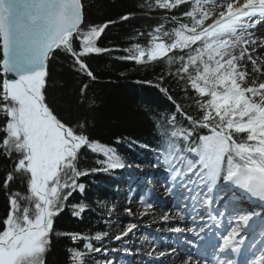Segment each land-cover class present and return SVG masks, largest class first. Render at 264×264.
I'll use <instances>...</instances> for the list:
<instances>
[{
	"label": "snow or ice",
	"instance_id": "obj_1",
	"mask_svg": "<svg viewBox=\"0 0 264 264\" xmlns=\"http://www.w3.org/2000/svg\"><path fill=\"white\" fill-rule=\"evenodd\" d=\"M211 2L214 10L208 9L209 0H148L141 11H164L173 31L158 23L135 34L147 36V47L136 42L122 50L102 45L106 30L117 21L88 23L83 0H0V264H48L53 239L60 236L74 245L66 264H115L110 253L120 249L106 246L107 233L86 236L55 229L66 210L77 219L91 210L87 203H72L77 196L87 198L82 178L133 167L143 171L142 165L127 163L116 147L91 138L89 92L99 77L88 61L114 51L122 52L125 62L167 66L141 83L164 94L174 108L158 125L163 135L150 149V166L167 174L165 198L176 201L161 221L170 224L173 212L179 223L200 221L197 227L169 228L196 237L186 241L190 248L184 264H238L241 255L245 259L239 264H264V215L243 206L249 199L264 207V83H248L252 73L264 74L257 51L264 50V37L255 34L258 26L264 27V0ZM182 6L177 16L175 10ZM133 16L121 14L119 21ZM61 54L73 75L82 77L67 115L49 97V65ZM243 61L250 62L251 72L247 64L241 67ZM173 82L189 108L176 103L181 93L171 92ZM125 140L118 136L116 144ZM89 152L96 159L85 167ZM152 179L148 176L147 182ZM18 182L25 194L13 190ZM225 188L239 193V201L220 204ZM142 203L148 209L159 206L153 200ZM124 211L134 215L131 207ZM245 229L256 230L259 246L255 238L245 244ZM136 230L129 223L114 238L125 245L124 255L133 254L125 238ZM161 242L145 236L149 259ZM172 253L174 248L158 257Z\"/></svg>",
	"mask_w": 264,
	"mask_h": 264
},
{
	"label": "trees",
	"instance_id": "obj_2",
	"mask_svg": "<svg viewBox=\"0 0 264 264\" xmlns=\"http://www.w3.org/2000/svg\"><path fill=\"white\" fill-rule=\"evenodd\" d=\"M147 2L148 0H83L88 23L100 24L109 18L117 21L106 30L105 36L102 37V45L122 50L136 42L142 47H147V36L136 37L135 34L147 33L158 23H163L169 32L173 31L175 25L165 20L167 13L164 11H141V5ZM183 10V6L176 9L177 16ZM128 12L134 13L133 18L120 22L119 15ZM121 55L122 52L114 51L88 61L99 77L98 81L91 85L89 92L94 109L90 113L91 138L116 147L127 163L145 167L153 162V152L150 149L161 143L163 131H158V125L162 123L164 116L172 114L174 108L164 94L141 81L153 80L162 70H166L167 66L162 62L148 65L125 62L120 59ZM49 67L52 76L49 80V97L57 107L64 109V114L67 115L68 110L73 108L72 100L81 86L82 77L73 75L62 54L56 55ZM171 92L181 93V89L173 82ZM175 100L177 104L182 103L184 108H189V101L183 93L175 96ZM118 136L126 140L116 144ZM127 139L133 141L131 146ZM144 145L149 147L145 148ZM85 159L84 166H90L96 156L89 152ZM3 167L4 164L0 161V169ZM122 176L123 172L113 171L82 178L81 182L86 185L87 198L77 196L72 199V203H87L91 210L86 211L80 219L72 217L70 209L66 210L56 221V231L82 232L86 236L108 233L110 226L106 213L116 205ZM13 190L25 194L24 185L19 182ZM126 190L129 193L131 191L128 187ZM3 207V197L0 196V215H3ZM53 244L48 264H66V253L74 247L73 242L67 237L60 236L54 237ZM109 248L113 247L109 245Z\"/></svg>",
	"mask_w": 264,
	"mask_h": 264
},
{
	"label": "rangeland",
	"instance_id": "obj_3",
	"mask_svg": "<svg viewBox=\"0 0 264 264\" xmlns=\"http://www.w3.org/2000/svg\"><path fill=\"white\" fill-rule=\"evenodd\" d=\"M208 9H215V4H213L211 0H209ZM260 37H264V32H262ZM246 64L248 68L251 69V64L247 61L241 62V67L243 68ZM254 76L250 75L249 77L248 83L250 86L252 85L253 81H255L257 84L264 83L263 74L260 73V76ZM150 165L147 167H143V171H139L135 167H133L132 169H123L122 172H126L128 174L131 182H133L132 185H135L137 189L131 195H123L122 197H120L114 208L106 213V217L109 221L108 223L110 226V231L105 237V240L107 241L106 246L110 245V243H114L115 246L112 245V247L120 249V251L110 253L114 257L116 256L115 263L117 262L118 258H121L124 260L125 264H173L174 259L176 261L175 264H184L188 254L185 253L181 248L184 249L185 245H188L186 241L190 240L191 233H174L169 231V228L176 226L190 227V224L186 222L179 223V218L175 216L174 213L171 214L170 224H165L161 221V217L165 214L164 209L167 206L171 205L173 197L169 196L165 198V182L168 180L167 174L161 169H153ZM150 175L153 179L151 183H148L147 178ZM124 178L125 177L123 175L121 177L123 186H121L119 190L122 194L125 192V188L127 187L126 180ZM146 184L148 186L151 185L153 188L151 186V189L150 187H146ZM143 191H147V193H143ZM149 191L151 192V197L148 196ZM142 199L158 201L159 206L154 207L153 209H148L142 203ZM128 207H131L133 209V216H129L124 211V209ZM144 212H148L149 214L151 213L154 215L151 218L142 219L141 214ZM129 223L136 224L137 230L134 234H130L129 237L125 238L128 241L127 247L132 250L133 254L124 255L123 249L125 245L120 241H115L114 238L116 235H120V233L127 227ZM146 235L149 237H155L157 240L162 241L153 254V258L151 259H149L147 256V252L151 249V245L144 243V238ZM175 239L181 241V244H183L184 247L178 246V244L174 242ZM137 248H141L142 250L140 252H137ZM173 248L175 249V253L165 255L163 257H158L159 252H169ZM176 255L181 256L176 257Z\"/></svg>",
	"mask_w": 264,
	"mask_h": 264
},
{
	"label": "bare ground",
	"instance_id": "obj_4",
	"mask_svg": "<svg viewBox=\"0 0 264 264\" xmlns=\"http://www.w3.org/2000/svg\"><path fill=\"white\" fill-rule=\"evenodd\" d=\"M262 32H264V30L262 29V28H260V27H258L256 30H255V34H256V36L257 37H260L259 36V34H262ZM257 51H259L260 52V54H261V59H264V50H257ZM262 52H263V54H262ZM257 63L258 64H260L261 63V60H258L257 61ZM249 71L251 72V69H249ZM262 74V73H261ZM254 75H256V76H260V72H255V73H252L251 74V76H254ZM264 75V74H263ZM256 76H254V77H256ZM257 79V78H256ZM255 79V80H256ZM151 189V188H150ZM226 192H228V191H226ZM149 194H151V192L149 191ZM226 199H224L223 201H221L220 202V204H223L224 203V201H225ZM228 201H233V200H228ZM173 203H176V201L174 200V198H172V202H171V205H169L168 207H166L165 209H169V208H172V204ZM245 208L246 209H248L249 210V208L247 207V206H245ZM164 209V210H165ZM163 210V209H162ZM188 211L189 212H192V209H191V207H189V209H188ZM261 211H264V207H262L261 208ZM261 211H259V213H263V212H261ZM174 213V212H173ZM193 214V213H192ZM154 214H149V215H144L143 217H142V219H147V218H151L152 216H153ZM188 221H190L191 219L190 218H186ZM258 219V218H257ZM187 220H185V221H187ZM259 220V219H258ZM184 221V222H185ZM190 226H192L193 227V224H191ZM196 227V226H195ZM241 235H244V232H242L241 233ZM191 236H194V235H191ZM195 237V236H194ZM196 238V237H195ZM254 238H255V242L257 243V246H259V240H260V237L258 236V235H256V230L255 229H252V230H248L247 232H246V234H245V241L248 243V242H250V241H252L253 242V240H254ZM188 253H189V251H187ZM176 263V261L174 260V262H173V264H175Z\"/></svg>",
	"mask_w": 264,
	"mask_h": 264
}]
</instances>
